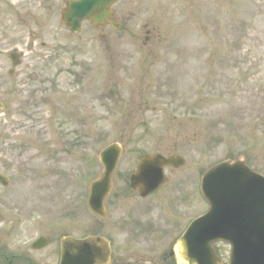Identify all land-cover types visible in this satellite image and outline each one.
I'll use <instances>...</instances> for the list:
<instances>
[{"label":"rangeland","instance_id":"rangeland-1","mask_svg":"<svg viewBox=\"0 0 264 264\" xmlns=\"http://www.w3.org/2000/svg\"><path fill=\"white\" fill-rule=\"evenodd\" d=\"M57 1L37 45L26 30L0 38V99L10 107L0 111V174L9 181L0 186V238L23 246L101 230L119 263L160 262L155 253L172 242L178 216L187 223L206 210L196 172L244 155L264 174V0H121L122 28L103 38L88 24L70 34ZM13 49L23 55L16 69ZM114 142L126 152L121 171L146 154L186 158L157 209L139 217L151 225L137 238L133 226L100 227L86 204L99 153ZM124 199L122 210L137 200Z\"/></svg>","mask_w":264,"mask_h":264},{"label":"water","instance_id":"water-1","mask_svg":"<svg viewBox=\"0 0 264 264\" xmlns=\"http://www.w3.org/2000/svg\"><path fill=\"white\" fill-rule=\"evenodd\" d=\"M114 1L116 0H84L73 3L69 6V11L65 13L63 20L74 33L79 31L81 21L85 19L92 21L95 26L110 22L113 27L118 28L119 26L112 21L111 13L107 10ZM0 108H3L1 104ZM121 154L122 148L118 144L108 146L100 154V162L104 170L100 177L90 186L91 194L89 201L90 208L98 215H102L101 206L111 190L112 175ZM169 163V161L160 157L144 158L139 166L138 175L132 178V186L140 188V185H143L140 176L144 174L146 184L144 189L141 190L142 195H144V192L147 193L156 188L161 181L163 166ZM181 163L182 162H180L179 165H181ZM223 172L226 173V179L220 177ZM240 173L246 176L248 174L251 178H254L253 174L242 161L223 163L209 170L204 175L202 193L204 198L210 203L211 210L200 222L204 223L208 220L210 221V219L215 216L219 199L238 198V196H234V192H238L242 187L249 188L247 189L248 194H245L244 198H252L251 200H253V202L251 206L254 210L256 209L255 214L264 216V190L261 192H254L255 189L251 188L252 185L244 186L240 184L242 177L236 176V174ZM243 178L245 177L243 176ZM0 182L3 185L6 184L3 178H0ZM229 212L230 215H235V212ZM210 240L211 239H205L206 242ZM203 242H200L201 246L205 245ZM109 256L108 244L100 237H88L83 240L65 237L62 240L61 264H108ZM180 256L182 259L183 256ZM201 257L203 262H208L210 260L208 252L206 253L203 250L201 251ZM233 262L235 264L239 261L234 260Z\"/></svg>","mask_w":264,"mask_h":264},{"label":"flooded vegetation","instance_id":"flooded-vegetation-1","mask_svg":"<svg viewBox=\"0 0 264 264\" xmlns=\"http://www.w3.org/2000/svg\"><path fill=\"white\" fill-rule=\"evenodd\" d=\"M66 1L62 0V5H65ZM57 10V0H0V38H6L3 34L6 30L10 31L11 28L15 30H26L25 35L30 36L33 44L36 43L37 45V27L40 28L44 22L55 16ZM33 44L31 45L33 46ZM128 194L137 199L136 203H134V210L130 214L135 226L144 229L145 225H151L149 222H143L139 217H142L149 209H157V207H154L156 205H153L150 199H141L137 192L128 191ZM124 196H126L125 192L115 190L107 202L108 219H113L112 226L117 224L118 218L126 216L128 212L127 209L122 210V205L125 201ZM157 217L159 218V214H157ZM184 220V216H178V223L176 221L175 223L176 225L179 224V227L178 230H175V236L172 242L165 250L155 253L156 258H160V262H154L155 259L140 258L133 262L119 263L114 249L111 264H183L179 263L173 247L175 241L186 229L187 225ZM64 234L68 233H62L60 237ZM52 236L51 234L48 236L50 237V245L48 247L36 249L33 243H25L26 245L23 243V246L10 245L12 237L10 235H4L3 239L0 240V264H58L59 247ZM137 237H139L138 234H135L134 238ZM48 249H51V251H47ZM45 251L47 252L43 257L42 253Z\"/></svg>","mask_w":264,"mask_h":264}]
</instances>
